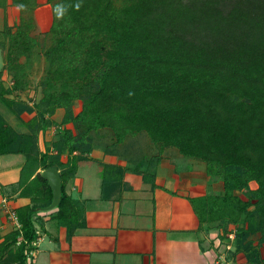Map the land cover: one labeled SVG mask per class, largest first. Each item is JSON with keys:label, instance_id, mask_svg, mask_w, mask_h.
<instances>
[{"label": "trees", "instance_id": "trees-1", "mask_svg": "<svg viewBox=\"0 0 264 264\" xmlns=\"http://www.w3.org/2000/svg\"><path fill=\"white\" fill-rule=\"evenodd\" d=\"M52 1L53 21L44 35L54 40L43 46L47 67L34 105L20 95L29 91L38 0H12L20 21L0 30V102L18 117L31 116L23 122L27 131L19 132L0 109V155L25 156L13 187L31 199L16 210L20 226L0 241V264H33L40 214L53 200L42 170H61L62 195L52 218L68 228L69 239L85 226L81 204L64 182L75 175V161L92 150L91 132L102 128L117 142L146 132L163 148L204 161L224 192L191 198L200 227L223 230L218 237L234 246L229 257L242 252L248 263L264 264V0ZM77 101L82 109L75 114ZM58 109H64L58 138L42 151L39 135L56 125ZM64 153L72 164L61 160Z\"/></svg>", "mask_w": 264, "mask_h": 264}, {"label": "crops", "instance_id": "crops-1", "mask_svg": "<svg viewBox=\"0 0 264 264\" xmlns=\"http://www.w3.org/2000/svg\"><path fill=\"white\" fill-rule=\"evenodd\" d=\"M38 2L36 23L44 30L46 24L52 25V6L48 0ZM20 17L19 8L7 0L6 8L0 6V30L6 22L18 24ZM1 53L0 71L5 65L2 48ZM2 79L10 83L12 77L4 72ZM63 110L58 109L55 115ZM12 115L8 112L5 117L9 120ZM25 115L21 116L27 121ZM55 123L48 134L39 135L42 151L56 140L49 133L55 134L62 125L56 119ZM138 135L131 133L122 142L112 141V146L93 143L92 150L75 161V175L64 182V188L80 202L85 226L78 227L69 239L68 228L52 218L57 207L41 212L44 225L39 227L33 264H215L220 251V256L224 254L233 264H250L242 252L229 257L234 246L218 237L224 233L222 229L208 233L206 225L200 227L191 202L194 197L223 194V181L208 175L204 161L185 156L176 147L163 148L144 138L146 150L135 149L128 139ZM71 157L64 153L61 160L72 164ZM25 160L23 154L0 155V202L2 197L8 198V208L0 203V241L16 228L10 213L31 203L13 187ZM102 165L107 167L104 172ZM236 227L231 224L229 230Z\"/></svg>", "mask_w": 264, "mask_h": 264}, {"label": "rangeland", "instance_id": "rangeland-1", "mask_svg": "<svg viewBox=\"0 0 264 264\" xmlns=\"http://www.w3.org/2000/svg\"><path fill=\"white\" fill-rule=\"evenodd\" d=\"M57 1L58 0H54V1H52V3H55ZM115 2H116V4H121L122 0H115ZM34 17L36 20V12L35 11H34ZM4 27H5V25H4ZM50 28H51V23L49 24V26L46 24L43 27L44 30L39 29L37 26V23H36V28H35L34 32H32L34 35H36L35 37L37 38V46L34 48V52H33V55L31 57V60H30L29 74H28L29 83H30L29 84V91H28L27 95H25V94L20 95V97H23L25 99V101L27 100L31 105H34V102H37L42 96L41 89H38L36 91V88H37V85L39 84L42 76L44 75L45 69L47 67V62H46V59L43 55V46L44 47L50 46L54 40L52 34H50L48 36L44 35L45 32H47ZM2 58H3V56H2L1 48H0V60ZM23 60H25V59H23ZM33 90H35L36 93H34ZM33 96H34V99H32ZM30 100H34V101H30ZM0 109L5 111V115H6V113L10 112L9 110H7V108L3 105L2 102H0ZM81 109H82V102L77 101L73 107V110L75 113H78L81 111ZM63 112H64V110L59 111L58 113H60V114H58V115H55L56 114L55 113L53 116V119L59 120V122L61 123L63 116H64ZM62 113H63V115H62ZM23 114H26L25 118H27L26 120L28 121L29 115H27V113H25V112L22 113L21 115H23ZM14 115H12L13 117L9 116L10 123H13L14 126L17 127V129H19V130H25L26 127L23 123L25 120L23 119V117L21 115H20V117H18L17 115H15V116ZM71 128L75 134H78V129L74 126V124L71 126ZM48 130H51V127ZM57 130H58V128H57ZM47 131L45 132V134H48ZM57 132L58 131H56L55 134L50 132L49 136L52 134L54 136V138L56 137V139H57L58 138ZM90 136H91L90 138H92V140L94 141V144L96 143L97 145H100V143H103L105 146H107V145L112 146L113 145L112 141H116L115 134L110 128H102V129L94 130V131H92ZM131 138H132V140H130ZM144 138L150 139V137L148 136V134L146 132H140L138 137H135V136L130 137L128 139V143H132L133 146H135V149H138V150L141 149L144 151V150H146V147H147V143L144 142V140H145ZM49 141H50V139H49ZM113 143H115V142H113ZM106 168L107 167L102 165L101 171L102 172L106 171ZM251 187L256 188L257 187L256 182H251ZM237 193L241 196V198L247 199L246 195L243 192L237 191ZM253 236L256 239L259 237L258 235H253ZM220 253H223V251H220ZM227 259H228V257L223 258L221 256L220 260L216 261V264H227V261L229 260V259L228 260ZM229 264H233V262L229 260Z\"/></svg>", "mask_w": 264, "mask_h": 264}, {"label": "water", "instance_id": "water-1", "mask_svg": "<svg viewBox=\"0 0 264 264\" xmlns=\"http://www.w3.org/2000/svg\"><path fill=\"white\" fill-rule=\"evenodd\" d=\"M42 176L48 180L49 185L53 190L52 203L46 208V210L55 209L61 199L62 195V179L57 167H51L41 171Z\"/></svg>", "mask_w": 264, "mask_h": 264}, {"label": "built area", "instance_id": "built-area-1", "mask_svg": "<svg viewBox=\"0 0 264 264\" xmlns=\"http://www.w3.org/2000/svg\"><path fill=\"white\" fill-rule=\"evenodd\" d=\"M60 128H61V127H60ZM0 203H1V205H2V208H8V207H7V206H8V198H7V197H5V196L2 197ZM10 215H11V217L13 218L14 226H16V228L19 227L20 224H19V221H18V218H17L16 213H15V212H11ZM228 236H229L231 239L234 238V234H233V233H232V234H229ZM36 244H37V242L34 243V245H36ZM227 249H228V250L231 249V244L227 246ZM31 254L34 256L35 251L31 252ZM221 256H222L223 258L225 257L224 254H222ZM221 256H220V257H221ZM225 258H226V257H225ZM219 260H220V258H219ZM215 264H216V263H215Z\"/></svg>", "mask_w": 264, "mask_h": 264}]
</instances>
